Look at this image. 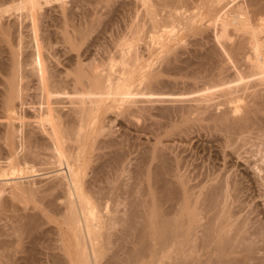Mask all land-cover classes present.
Instances as JSON below:
<instances>
[{
	"label": "bare ground",
	"instance_id": "bare-ground-1",
	"mask_svg": "<svg viewBox=\"0 0 264 264\" xmlns=\"http://www.w3.org/2000/svg\"><path fill=\"white\" fill-rule=\"evenodd\" d=\"M67 1L17 0L11 9L20 12L29 24L28 32H31L26 37L27 46H25L29 51L23 47L24 40L19 37L18 51L15 53L13 48H9L13 52L9 51V61L6 60L8 63L0 64V177H3L0 179L13 184L12 180L27 177L26 175L34 176L40 173L41 176L47 177L39 182L42 185L37 187L38 189L23 188L18 183L9 184L15 186L14 188L31 202L33 199L35 202L33 207L22 206L24 209L22 208L21 215L11 216L14 218V224L8 223L16 236L12 238L14 242L23 245L21 242L27 240V245L22 246L24 254L19 251L22 250L21 248L16 249V254H19L18 252L22 254L19 255L23 257L21 263L264 264V177H261L264 172L260 174L261 181L257 186L261 192H255L258 195L256 201V194L254 198L248 195L250 199L247 200L246 193L245 195L242 193L243 186L241 187V184L237 186L240 182L236 184L232 180L236 177L233 174L235 170L227 174L229 177L232 175L230 180L227 176V180H223L228 168H224L226 171L218 169L224 171L219 172L222 180L218 177L220 175L218 171H215L217 174L212 173L221 182L205 187L206 178L202 175L205 178L202 177L205 185L200 186L201 180L198 185L192 186L190 181L188 182L190 177L187 173L180 174L179 169L177 170L182 160H178L175 168L174 166L170 168L169 163L163 158L165 156H156L153 153L157 154V151H154L150 153L151 156L148 155L150 159L146 158L149 161L158 159V163H154L152 168L147 166L148 160H142L139 165L137 160L134 166L131 162L132 154L129 156V152L132 151H129L128 141L124 140L127 145L125 148L129 152L124 150L126 145L121 141L123 137L118 138L119 136L115 135L121 139L118 141L114 135L109 134L113 130H106L111 124L109 122L106 125L108 115L113 114L115 118L135 117V113L137 115L141 110L145 111L141 106L134 107L138 103L184 102L182 100L184 95L143 92L148 89L147 86H152L157 68L154 69L155 66L153 68L149 65L144 60L145 54L143 56L141 52L144 51L146 56L170 51L173 54L172 50L178 45L173 49L164 48L163 46L168 42L165 41L166 44L160 42L163 44L160 46L157 41L159 38L156 39L160 32H168L169 29H171L170 33L173 29L176 33H191L192 39L193 36L195 37L190 43L193 42L191 45L193 49L197 48L193 57L199 56L200 69L210 65L212 70L218 71L217 73L215 71L214 79L210 77L213 79L210 84L214 86L209 84L213 93L218 86H222L221 92L225 94L223 99L228 96V103L235 104L242 97L241 92L247 94L248 90L252 92L254 88L257 92L253 90L254 94L249 91L250 93L244 95L245 105L240 104L242 109L236 104L229 109V113L223 109L225 113H221L222 115L213 114L208 122L212 128L220 127L218 128L221 129L220 131L215 130L217 134L225 131L224 136L228 133L241 137L240 134H243L242 137L246 138L247 131L250 132L254 127L256 131L258 126L260 129L262 123L258 124L264 117L262 119L259 117V121L258 119L256 121V118L258 115L262 117L264 112L262 111L264 110V0H134V3L131 0L133 9L129 14L133 13V15H130L129 26L125 24L126 29L120 24L125 32V34L120 33L123 31L120 30L121 36L117 31H112L121 29L120 25L114 26L116 23L113 24L111 20L118 16L114 17L112 13V17L108 18L112 23L107 21V17L103 18L107 23H103L100 17L105 13L102 11L100 15L101 10L98 11L96 8L101 3L102 5L108 3L107 8L112 6L109 5V0H96L97 5L89 3L91 8L93 6L91 12L89 5L86 6L89 7V11L83 9L87 0ZM88 1L93 3L95 0ZM112 2L115 3V0ZM120 3L117 6L122 11L124 6ZM1 4L2 10L5 7L9 10V6H5L4 2ZM50 4L56 5L55 9H52L56 12L55 16L48 13L49 9L48 12L44 9ZM118 8L115 10V7L114 11H119ZM7 9L3 11L0 9V12L9 13L11 10L7 11ZM101 9L104 10L105 7ZM2 15L0 18L3 17ZM3 18L0 22V41L9 34L11 37L15 34L9 32L5 21H3L5 25L2 23ZM117 18L115 20L119 22ZM100 27L102 28L99 29ZM108 32L113 34L116 32L117 35H113L115 38H108L107 34L110 35ZM167 34L164 33L166 38L172 39V36L168 37ZM210 38L213 44L207 48L206 40ZM11 41L14 42L13 39ZM16 44H12L13 47ZM22 49L26 50L23 51L24 54ZM169 56L163 57L164 59L161 57L162 63L166 64L165 61H169ZM158 63L162 65L159 60ZM197 65L195 68L198 67ZM230 65L234 73L231 72ZM211 69L207 68L203 71H212ZM203 71L201 70L202 74ZM208 71L204 74L210 73ZM196 74L198 75V72ZM210 89L207 88L211 92ZM212 92L201 97L204 105L205 101L208 102L211 98ZM258 92L262 94L259 95ZM249 96L253 99L249 100ZM187 100L185 101L188 102ZM250 101L253 103L251 104ZM248 103L250 104L247 105ZM26 107L31 112H28ZM165 109L163 111L159 109L161 110L159 114L166 115L168 109L170 112L173 110ZM178 110L180 109H176L175 112L174 108L171 113L175 115ZM189 110L187 108L185 111ZM179 113L180 111L176 115ZM170 114L169 118H171ZM181 115L182 113L179 114ZM199 116L195 118L199 119ZM195 118L192 119L197 121ZM203 119L205 118H200V121ZM187 122L192 127L191 121ZM198 124L200 123L197 122L195 125L199 126ZM168 125L172 127V124ZM183 126L178 127L185 132ZM263 127L261 131L264 130ZM188 128L186 126V129ZM212 128L209 129L213 130ZM161 129L163 131V127ZM173 129L175 128L172 127ZM176 129L178 131V128ZM254 130L250 134L254 133ZM258 130L254 133L255 136L252 134L256 139L251 136V141L247 134L248 144L250 142L251 147L256 143H252L253 138L256 141L262 134V141L260 138L256 145L260 144L259 141L262 142L260 146L263 145L264 133ZM182 132L179 131L178 134ZM173 134L174 132L169 133V136ZM228 137L229 140L231 136ZM224 139V142H228ZM244 139L240 143L245 144L247 140ZM235 140L232 142L234 143ZM218 141L222 140L218 139ZM223 141L220 149L224 146ZM240 143L237 144L236 148L239 149L238 152L236 149L235 155L240 154L239 150L242 146ZM231 145L229 144L228 147L230 148ZM231 152L233 153V150ZM260 156L257 157L261 158L258 163L264 157ZM227 157H225L226 161ZM260 168L261 172L264 171V166ZM49 171L52 174L48 173ZM185 175L189 178L187 179ZM5 190L1 189L0 193H4ZM13 194L11 197L15 200ZM241 194L247 198L245 199L247 201ZM19 201L21 199L17 202L20 203ZM0 207L2 208L1 205ZM14 209L16 211V208ZM10 227L8 230L4 227L8 233H3L2 228L0 236L1 234L9 236ZM3 240L0 243V264L6 263L5 259L16 260L17 262H14L20 264L18 261L20 257L18 259L13 255L14 259L12 258L10 248H13V244L8 245L9 241L5 243L6 240ZM2 249L4 254L1 253ZM7 249L10 250L8 254H6ZM10 255L12 259L7 258Z\"/></svg>",
	"mask_w": 264,
	"mask_h": 264
},
{
	"label": "rangeland",
	"instance_id": "rangeland-1",
	"mask_svg": "<svg viewBox=\"0 0 264 264\" xmlns=\"http://www.w3.org/2000/svg\"><path fill=\"white\" fill-rule=\"evenodd\" d=\"M67 1V0H66ZM68 1H70V0H68ZM67 1V2H68ZM73 1V0H72ZM92 2H93V0H91ZM122 1V2H121ZM128 2V4H126L127 2ZM134 0H132V2H133ZM0 2L1 3H5V6H9V10L5 7V9H7V11H10L9 13L7 12V13H5V12H0V13H2V14H4V15H2V14H0V15H2L3 17V19L4 20H2V23H3V21H5L6 23H7V25H5V22L3 23L5 26H8L9 27V29L8 30H10L9 32L11 33H15L14 35H16V37L14 36H12L11 37V35L9 34V36L8 37H6L3 41H6V43L5 42H3L2 40V42L0 41V51L2 52H0L1 54H0V61L1 60H3V61H1L0 62V64L2 65V62L3 63H8V62H6V60L7 61H9V55H10V52L12 51H10V49H12L13 48V51L16 53V51H18V47H19V42H17L18 40H19V37L20 38H22V40H24V41H22L23 42V47L25 48V46H27L26 44H27V35H29L28 33L29 32H31V31H29L28 32V30H30L28 27H27V25H29L28 24V22H27V20L24 18V16L22 17L21 16V13L20 12H14V11H12V9H11V7L12 6H14L16 3H17V0H0ZM97 3V1L95 0L93 3H91V2H89L88 0H87V2L85 3L86 5H85V7L86 6H88L89 5V3H90V5H93L94 3ZM112 0H109V5H111L112 4V6H108V8H107V6L106 5H108V3H103V5H102V3H101V7L99 6H96V8H97V10L99 11V10H101V14L100 15H102V13L104 12L105 14H103L101 17H100V19H101V21L103 22V23H107L106 22V19H107V21H110L109 19L112 17L111 16V14L115 17V15H117L118 16V20H119V22L117 21V20H115V19H111L112 21H113V24H115L114 26H117L118 27V25H122V27L124 26V29H126L127 27L126 26H129L128 24H130V19H131V16L133 15V13L132 14H129L130 12H131V10L133 9L132 8V2H131V0H115V3L114 2H112ZM117 2V3H116ZM122 4H121V3ZM125 2V3H124ZM0 3V4H1ZM95 3V5H97ZM99 3V2H98ZM119 3H120V5H123V6H121V7H123L122 9V11L118 8V6L117 5H119ZM134 3V2H133ZM56 4V3H55ZM50 4L49 6L48 5H46L45 7H44V9L48 12V9H49V12L48 13H50V15H52V16H55L56 15V12H55V10H52L54 7H56V5L58 4ZM125 4H126V6L127 7H125ZM129 4H131V5H129ZM89 5V7H90V12H91V9H93V6H92V8H91V6ZM99 5V4H98ZM114 5V6H113ZM128 5H129V8H128ZM1 6H2V4H1ZM1 6H0V9H1V11H3V10H5V9H3L2 10V8H1ZM3 7V8H4ZM83 7V9L85 10V11H89V7ZM105 7V9L103 10V9H101V8H104ZM116 7V9L115 10H117V8H118V10L119 11H121V12H119V11H116V12H118L120 15H118L115 11H114V8ZM134 7V6H133ZM95 8V7H94ZM113 8V9H112ZM55 9V8H54ZM126 9V11H124ZM44 10V11H45ZM51 10V11H50ZM105 10H106V12H105ZM103 11V12H102ZM53 12V13H52ZM133 12V11H132ZM106 13H108V14H106ZM116 13V14H115ZM124 13V14H123ZM128 13V14H127ZM126 14V15H125ZM106 15V16H105ZM124 15V16H123ZM131 15V16H130ZM103 16H105V17H103ZM110 16V17H109ZM127 16V17H126ZM7 17V18H6ZM107 17V18H106ZM113 17V18H114ZM2 18H0V22H1V19ZM103 18H106V19H103ZM109 18V19H108ZM133 18V17H132ZM20 19V20H19ZM122 19V20H121ZM126 19H128V20H126ZM13 20V21H12ZM112 21H110L111 23H112ZM121 21V22H120ZM12 22V23H11ZM115 22V23H114ZM117 22H118V24H117ZM122 22H123V24H122ZM125 22V23H124ZM20 23V24H19ZM17 24V25H16ZM125 24H127L126 26H125ZM121 25H120V27H121ZM10 26H12V27H10ZM19 26V27H18ZM18 27V28H17ZM116 27V28H117ZM121 27V29L119 28V30H115V29H113L112 31H117L118 33V35L121 33V32H123L124 34H125V32H124V30H123V28ZM16 28V29H15ZM102 27H100L99 29H101ZM114 28V27H113ZM23 30V31H22ZM120 30H123V31H120ZM170 30L171 29H169L168 30V32H160L157 36H156V39H157V37L159 38L157 41H158V43H159V45L161 46V45H163L164 43L166 44V42L165 41H167L168 43H167V45H164L163 47L164 48H174L175 46H177V48H174L173 50H172V52H173V54L172 53H170V52H167V53H165V52H163V53H152V54H150V55H147L146 56V53H144V51L143 52H141L142 54H143V56H144V54H145V57L147 58H145L144 57V60L149 64V65H152L153 66V68H154V66H155V68L154 69H156L155 71L157 72L156 73V76H154V79L152 78V81H153V83H152V81H151V79L149 80V81H151V83H152V86H147V90H144L143 92H150V93H152V94H170V95H184V96H186V97H184L183 96V99L182 100H184V102H181V101H175V102H166V101H164V102H155V101H152V102H141V103H138V104H136V106H134V107H140L141 106V108H144L145 109V111H143L142 112V110L140 111V112H138L137 113V115H136V113H135V117H127V116H124V117H118V118H115L116 116L114 115V117H113V114H111V115H108L107 116V118H106V122H107V124L106 125H108V123L110 122L111 124H110V126H108L107 128H106V130H108V131H111V130H113V132L112 133H110L109 132V134H112V136L114 135V137H115V135L118 137V138H120V136L121 137H123V138H121V139H118L117 137H115V139L117 138V140L119 141V140H121V141H123L122 143H123V145L125 144V139H126V141H128L127 143H128V147L130 148V149H132V150H130L129 148H127V149H129V151H132V152H129L128 150H126V148L125 147H127V145L126 146H124V150H126V151H128L129 152V156L132 154V157H131V159H132V163L134 164V166H136V164H137V160H138V164L137 165H139L140 163H141V161L142 160H146V158H148V159H150V157L149 156H151L150 155V153L152 152H154V151H157V154H156V152L155 153H153V154H155L156 156L157 155H162V156H165V157H163V158H165V160L169 163V165H170V168H171V166L173 167L174 166V168L177 166V164H178V162L180 161V160H182V161H180L179 163L180 164H178V168H177V170L180 172V174H182V172H183V174H185V173H187V175L190 177H188L187 175H185V176H187V179L189 178V180H188V182L190 181V185H192V186H194V185H198V182H200L201 180H202V182H200V183H202L200 186H204L205 185V183H207V185H205V187L207 186H210V185H213L214 183H218V182H221V172H224V171H226V170H224V168H228L227 170L228 171H226V175H224L225 176V178H223V180L224 179H226L227 180V178L229 177L228 175L230 174V173H232V170H235V171H233V174H234V176H236L237 177V175H238V177H237V179H236V177H234V179L232 178V180L237 184V182L239 183L237 186H239L240 184H241V189L243 190V194L245 195V193H246V197L248 198V195H249V197H251V198H254L255 196H257V198H255V201H256V199L258 200V195L256 194V193H258V192H261V190H259V188L257 187V186H259L260 184H259V182L261 181V177H264V171H262L261 172V168H263V167H261L260 168V166H264L263 165V162H264V152H263V146H264V142H263V145H261L260 146V144L262 143V142H260L259 141V145L257 144L256 145V143H258L257 141L260 139L261 141H262V135L261 134H259V135H261V136H258L259 137V139L258 140H254V138L256 139V137H254L255 136V132H257V130L259 129L258 127V129L256 128V131L254 130L255 129V127L253 128V129H251L250 130V132L252 131V130H254V133L252 132V134L254 135V136H252V134H250V132L249 131H247L246 132V138H245V136L244 137H242L243 136V134H240V135H242L241 137H237L236 135L237 134H233V135H228V133H227V135L228 136H231V138L228 140V136L227 135H225L224 136V134H226L225 133V131H222L221 133L220 132H218V133H220L219 135L217 134V132L215 131V130H219L218 128H220V127H218L217 129H215V128H212L211 126L212 125H209V120H210V118L213 116V114H214V116H220V115H222L221 113H225V111L224 110H226V113H229L228 111H229V109H231V107H234L236 104H239V106H240V108L239 109H242V104H243V98L244 99H246L245 97H244V95H247L248 93H250L251 91L250 90H248V93L246 94L245 92H241V96L242 97H240V98H242V99H238V102L237 103H235V104H230V103H228V99H227V97L228 96H226V99L224 100L223 98H225L224 96H225V94L223 95L222 94V88L221 87H217L215 90H214V93L212 92L213 90H212V87L211 86H214V85H212V84H210V81H212L215 77H213V75L215 74L216 75V73L218 72L217 70H212L211 69V67H210V65H209V67H205V68H202V69H200V63L198 62V59L200 60V58H198L197 57V55H196V58H194L195 57V54H194V51H197V50H195V49H197L196 47L193 49V47L191 46L192 44H193V42H192V44L190 43L191 42V40L192 41H194V39H195V37L193 36V39H192V35H191V33H189L188 34V32L186 33V32H181L182 34H183V36H182V34L181 33H176L175 31H173V29H172V34L170 33ZM119 31H120V33H119ZM125 31H127V30H125ZM11 33V34H12ZM109 33V32H108ZM111 33H112V35H111ZM123 33H122V36H124L123 35ZM164 33H165V35L167 34L168 35V37H170V36H172L171 38L173 39H168V38H166L167 36H165L164 35ZM175 33L177 34V35H175ZM186 33V34H185ZM208 33L211 35V32H209L208 31ZM110 35H108L107 34V36H109L108 38H110V37H113V38H115V36L117 35L116 34V32H114V34H113V32H110L109 33ZM170 34V35H169ZM178 34H180V35H178ZM185 34V35H184ZM208 34V35H209ZM19 35V36H18ZM30 35H31V33H30ZM113 35H115V36H113ZM177 36V37H174V36ZM189 35L191 36V37H189ZM1 36V35H0ZM120 36H121V34H120ZM161 36V37H160ZM165 36V37H164ZM3 38V37H2ZM8 38V39H7ZM162 39V41H160L161 39ZM13 39L14 40V42H12L11 40ZM166 39H168V40H166ZM213 39V38H212ZM170 40H172V43H170L171 41ZM207 41V42H206ZM205 42L207 43V44H205V46L207 47V46H210L211 44H213V42H210L211 41V38L209 39V40H206ZM160 42H162V43H160ZM204 42V43H205ZM210 42V43H209ZM8 43V44H7ZM10 43H11V45H10ZM17 43V44H16ZM169 43H170V45H169ZM3 44V45H2ZM14 44H16V46L15 47H13V45ZM4 46H5V48H4ZM10 48V49H9ZM208 48V47H207ZM2 49V50H1ZM6 49V50H5ZM25 49H27V48H25ZM176 49V50H175ZM5 50V51H4ZM28 51H29V49H27ZM191 50V51H190ZM3 51H4V53H3ZM6 51H7V54H8V56H7V54H6ZM10 51V52H9ZM12 51V52H13ZM24 51V49H22V52ZM27 51V52H28ZM142 51V50H141ZM193 51V52H192ZM9 52V53H8ZM21 52V51H20ZM24 52H26V50L24 51ZM24 52H23V54H24ZM194 55H193V54ZM169 54L171 55V56H169ZM164 55V56H163ZM21 56V55H20ZM165 56H169V61H165V63L166 64H164V63H162L163 62V60H161V57H162V59H164L165 58ZM194 56V57H193ZM164 57V58H163ZM166 57V59L168 60V58ZM3 58H5V60L3 59ZM23 57H21V59H22ZM157 59V60H156ZM158 60H159V62L162 64V65H160L159 63H158ZM194 62H195V64H194ZM199 63V66L197 65ZM196 65L199 67H197V68H195L196 67ZM1 67V66H0ZM208 68V70H212V71H208V72H210V73H206L207 75H205L204 73L205 72H207L206 70L205 71H203L204 69H207ZM198 69H200V70H198ZM197 70V71H196ZM201 70L203 71V74H202V72H201ZM230 70H231V72H233L234 73V70L231 68V65H230ZM230 70H229V74H230ZM233 70V71H232ZM192 71H194V72H192ZM215 71H216V73H215ZM198 72V75L196 74ZM201 72V74H199ZM211 72H214V73H211ZM191 73H192V75H191ZM227 73V72H226ZM232 73V74H233ZM196 74V75H195ZM214 75V76H215ZM226 75H228V74H226ZM225 75V76H226ZM208 78H207V77ZM212 76V78L213 79H210V77ZM209 81H208V80ZM206 80H207V82H206ZM208 84V85H207ZM211 86H210V85ZM209 87H211V89L209 88ZM261 88H263L262 86H260ZM207 88L208 89H210L211 90V92H212V96H211V98L212 97H214L213 99H209L208 100V102H207V100L205 101V105H204V100H202V98L203 97H205L207 94H209V93H211L209 90H207ZM220 89V90H219ZM258 89H260L259 87H258ZM258 89H256V90H258ZM205 92H204V91ZM219 90V91H218ZM252 90V89H251ZM254 90V92H255V88L253 89ZM253 90H252V92L251 93H253ZM203 91V92H202ZM218 93H217V92ZM250 91V92H249ZM259 91V90H258ZM260 91H262L261 89H260ZM259 91V92H260ZM264 91V90H263ZM219 92L221 93V95H219ZM247 92V91H246ZM258 92V93H259ZM215 93H217V94H215ZM255 93H257V92H255ZM203 94H204V96H203ZM237 94H238V92H237ZM254 94V93H253ZM262 94V92L261 93H259V95H261ZM200 95V96H199ZM223 95V96H222ZM233 95H235V96H239V95H236V94H233ZM256 95V94H255ZM264 95V94H263ZM203 96V97H202ZM194 97H196V98H194ZM202 97V98H201ZM247 97V96H246ZM182 98V97H181ZM181 98H176V99H178V100H181ZM188 99L187 101L188 102H186L185 100L186 99ZM199 99V101H193L194 99ZM201 98V99H200ZM249 98V100L252 98L251 96H249L248 97ZM247 98V99H248ZM175 98H174V100H176ZM189 99H191V100H189ZM193 99V100H192ZM253 99V98H252ZM251 99V100H252ZM168 100V99H167ZM190 101H191V103H190ZM218 101V102H217ZM224 102H226V103H224ZM245 102V101H244ZM246 102H249V101H247L246 100ZM203 103V104H202ZM250 103H251V101H250ZM250 103H248L247 105H249ZM253 103V102H252ZM251 103V104H252ZM142 104V105H141ZM201 104V105H200ZM219 104V105H218ZM225 104V105H224ZM227 104V105H226ZM241 104V105H240ZM193 105H195L194 106V108H193ZM198 107H197V106ZM200 105V106H199ZM203 105V106H202ZM215 105H217V106H215ZM228 105H230V107L228 106ZM243 105H245V104H243ZM191 106V107H190ZM166 108L165 110L167 111V108H170V110L171 109H173V110H171V112L172 111H174V108H175V112H176V109H180V110H178V112L180 111V113L179 114H181L182 113V115L181 116H179V114L178 115H176L177 113H175V115L174 114H172L170 111H169V109H168V111L173 115H171L170 113H168V111L166 112L167 114L164 116L163 114H159V113H161V110L163 111L164 110V108ZM179 107V108H178ZM181 107V108H180ZM197 107V108H196ZM187 108H189L190 110L187 112V111H185V110H187ZM200 108V110H198ZM217 108V109H216ZM25 109V108H24ZM143 109V110H144ZM159 109H161L160 111H159ZM192 109V110H191ZM224 109V110H223ZM26 110L28 111V112H31V110L28 108V107H26ZM25 110V111H26ZM26 111V112H27ZM183 111H185L186 113H187V115H186V113L183 115ZM194 113H193V112ZM195 111H197L196 113H195ZM201 111V112H200ZM220 112V114H219V112ZM242 110H240V112H241ZM262 111H264V110H262ZM27 112V113H28ZM164 112V113H165ZM163 113V112H162ZM174 113V112H173ZM193 113V114H192ZM216 113L218 114V115H216ZM263 113L264 112H262V117L260 116V115H258V117L256 118V121H257V119L259 118V119H262L264 116H263ZM140 114V115H139ZM169 114H170V116H171V118H169ZM192 114V115H191ZM161 117H160V116ZM189 115V116H188ZM200 115V116H199ZM201 115H202V117H201ZM210 115V116H209ZM229 115H231V114H229ZM137 116V117H136ZM166 116H168V117H166ZM183 116V117H182ZM188 116V117H187ZM199 116V119H197V118H195V117H198ZM207 116V117H206ZM209 116V117H208ZM181 119H180V118ZM132 118V119H131ZM166 118H167V120H166ZM192 118H195V119H197V121L195 120L194 121V119H192ZM200 118L202 119V118H205V119H203V120H201L200 121ZM207 118H209L208 120H207ZM126 119V120H125ZM182 119H184L183 120V122H182ZM192 119V120H191ZM213 119H215V118H213ZM213 119H212V121H213ZM259 119H258V121H259ZM109 120V121H108ZM111 120V121H110ZM178 120L180 121V122H178ZM191 121V126L192 127H190L189 126V122H187V121ZM170 121V122H169ZM209 121V122H208ZM211 121V122H212ZM154 122V123H153ZM172 122V123H171ZM177 123V125H175V123ZM187 122V124H185ZM194 122V123H193ZM197 122L198 123H200V124H198L199 126H196L197 125ZM260 122V123H259ZM259 122H257V123H259L258 125H261V123H262V125L264 126V118L262 119V122L261 121H259ZM214 123V122H213ZM212 123V124H213ZM129 124V125H128ZM168 124H172V127L173 128H175V129H173L172 130V127L171 126H169ZM179 124V125H178ZM183 124L184 125H186L187 126V128L189 129V131H188V129H186V126L184 127L183 126ZM194 124V125H193ZM196 124V125H195ZM211 124V123H210ZM215 124V123H214ZM213 124V126H215ZM255 124H256V122H255ZM161 125V126H160ZM168 125V126H167ZM200 125H202V126H200ZM260 126L261 128L263 127V126ZM167 128H166V127ZM178 126H180L181 128H182V126H183V128H185L184 129V131L185 132H182L181 130L182 129H180L179 130V128L180 127H178ZM196 126V127H195ZM206 126V128H204ZM208 126H210L209 128H212L213 130H211V129H209V128H207ZM111 127V128H110ZM163 127V131H162V128ZM169 127V128H168ZM203 127V128H202ZM154 128V129H153ZM176 128H178V131H177V129ZM191 128V129H190ZM260 128V129H261ZM110 129V130H109ZM144 129V130H143ZM164 129H165V131H164ZM258 130V132L259 131H261V130ZM263 129H264V127H263ZM211 130V131H210ZM221 130V129H220ZM219 130V131H220ZM145 131V132H144ZM158 131V132H157ZM171 131H172V133L174 132V134L173 135H170L169 136V133L170 134H172L171 133ZM177 133H176V132ZM179 131L180 132H182V133H180V134H178L179 133ZM195 131V132H194ZM206 131V132H205ZM264 130H262L260 133H264L263 132ZM115 132V133H114ZM163 132V133H162ZM168 132V133H167ZM197 132V133H196ZM224 132V133H223ZM114 133V134H113ZM156 133V134H155ZM158 133H159V135H158ZM184 133H186V134H184ZM189 133V134H188ZM216 134V135H215ZM245 134V133H244ZM247 134H248V138L250 139V141L252 140L251 138L252 137H254L253 138V142L252 143H255V144H253V146L251 147V145H249L250 144V142H249V144H248V138H247ZM250 134V135H249ZM167 135V136H166ZM213 135V136H212ZM240 135H238V136H240ZM256 135H257V133H256ZM166 136V137H165ZM223 136L224 138V140L226 141V140H228V142L226 141V142H224L223 141V139L221 138V137ZM236 136V140L234 139V137ZM252 136V137H251ZM113 137V138H114ZM133 137V138H132ZM220 137V138H219ZM251 137V138H250ZM180 138V139H179ZM238 138V139H237ZM239 138H240V141H238L239 140ZM247 140H245V139ZM218 139L219 140H222L223 142H224V146H221L222 148L220 149L219 147H220V145H221V143H222V141L220 142V141H218ZM242 139H244L243 140V142H245V144L244 143H240L241 141H242ZM263 139H264V136H263ZM134 140V141H133ZM233 140H235L234 141V143L232 142ZM216 141V142H215ZM161 142V143H160ZM219 142V143H218ZM242 144V146L243 145H245V146H243V147H245V148H243L241 145H239V146H241L240 147V154L239 153H237L236 155H235V152H236V147H237V144ZM225 143H226V145H225ZM231 143H232V145L234 146H232L231 145ZM219 144V145H218ZM229 144L231 145L230 146V148H231V150H233V153L231 152V150H229L230 148L228 147L229 146ZM130 145V146H129ZM159 145V146H158ZM222 145H223V143H222ZM246 145H248V146H246ZM254 145H256V146H254ZM158 146V147H157ZM132 147V148H131ZM134 147V148H133ZM151 147H153V148H155L154 150H153V148H151ZM223 147H224V149H223ZM233 147V148H232ZM261 147H263V148H261ZM158 148V149H157ZM162 148H164L163 150H162ZM171 148V149H170ZM227 148H228V150H227ZM243 148V149H242ZM247 148V149H246ZM161 149V150H160ZM223 149V150H222ZM239 149V148H238ZM238 149H237V152H238ZM242 149V150H241ZM261 149V150H260ZM263 149V150H262ZM149 150V151H148ZM252 150V151H251ZM158 151H159V153H158ZM165 151V152H164ZM261 151H262V153H261ZM226 152H227V154H226ZM229 152V153H228ZM230 152H231V155L229 156V154H230ZM260 152V153H259ZM146 153V154H145ZM163 153V154H162ZM175 153V154H174ZM257 153V154H256ZM144 154V155H143ZM167 154V155H166ZM226 154V155H225ZM149 155V156H148ZM240 155V156H239ZM254 155V156H253ZM257 155V156H256ZM260 155H262V156H260ZM144 156V157H143ZM228 156V157H227ZM259 156L260 157H263L262 159V161H260V163H258L259 162V160L261 159H258L259 158ZM225 157H227V161H226V158ZM239 157V158H238ZM245 159H244V158ZM258 157V158H257ZM145 158V159H144ZM175 158H176V160L177 161H175ZM191 158V159H190ZM225 158V159H224ZM230 158V159H229ZM136 159V160H135ZM147 159V160H148ZM152 159V158H151ZM256 159V160H255ZM146 160V161H147ZM179 160V161H178ZM229 160V161H228ZM173 163H172V162ZM246 161H249V162H246ZM253 161V162H252ZM158 163V159L157 160H148V162H147V166H151V168H152V166L153 165H155V164H157ZM177 162V163H176ZM228 162V163H227ZM155 163V164H154ZM247 163H249V164H247ZM259 165H258V164ZM151 164V165H150ZM220 164H222L221 166H220ZM226 164V165H225ZM255 164V165H254ZM218 165V166H217ZM224 165V166H223ZM255 167V168H253V166ZM256 165L259 167H256ZM133 166V165H132ZM133 166V167H134ZM204 166V167H203ZM218 167V168H217ZM233 167V168H232ZM185 168H186V170H185ZM188 168V169H187ZM221 168V169H220ZM223 168V169H222ZM230 168V169H229ZM205 169V170H204ZM218 169H220V170H224V171H218ZM260 169V170H259ZM257 172H256V171ZM215 171H218L217 173L218 174H220L218 177L221 179H218V177L217 176H214L212 173L214 172V174L216 173ZM254 171V172H253ZM258 171H260V172H258ZM220 172V173H219ZM230 172V173H229ZM48 173H51V171H49ZM216 173V174H217ZM229 173V174H228ZM256 175H255V174ZM263 173V174H262ZM40 174V173H39ZM39 174L38 175H34V176H32V175H26L27 177H24V178H20V179H15V180H12L13 181V184H12V182H4V181H2L1 179L3 178V177H0L1 179H0V190L1 189H3V190H5V191H3L4 193H0L1 195H0V205L2 206V208L0 209V218H2V219H0V233H2V228H3V233H5V232H7V231H5V228H6V230H8V228L11 226V225H13L14 224V218H12V217H16V216H19V215H21L22 214V208L23 207H25L24 205H27V207H33L34 205H35V202L32 200V202H31V200H29L28 198H26L25 196H23V194H21V193H19L18 192V190L17 189H15L13 186H11V185H9V184H12V185H15V184H17L18 183V185L20 186H22L23 188L25 187H30V188H36V189H38L39 187H40V185H42V183L40 184L39 182H41V181H43V179H46L47 177H45L44 175L43 176H41V174H40V176H39ZM52 174V173H51ZM51 174H48V176L50 175L51 176ZM223 174V173H222ZM228 174V175H227ZM257 174H259V175H257ZM260 174H262V176L260 175ZM199 175V176H198ZM202 175H204V177L206 178H204ZM211 176V178L210 179H212V180H210L209 179V177ZM47 176V175H46ZM193 176V177H192ZM212 176H214L213 178H214V180H213V178H212ZM226 176H227V178H226ZM232 176V175H231ZM231 176L228 178L229 180L231 179ZM255 176H258V177H255ZM261 176V177H260ZM44 177V178H43ZM201 177V178H200ZM206 180V181H204L203 182V178ZM259 177H260V180H259ZM191 178H193V179H191ZM256 178H258V179H256ZM217 179L219 180V181H217ZM212 182L213 181V183H211L210 181ZM217 182H216V181ZM228 180V181H229ZM254 181H257V183L256 182H254ZM15 182V183H14ZM197 182V183H196ZM20 183V184H19ZM210 183V184H209ZM3 184H7V185H3ZM204 184V185H203ZM209 184V185H208ZM1 185H3L2 187H1ZM17 185V186H18ZM253 185V186H252ZM10 186L12 187L11 189H10ZM17 186H16V188H17ZM38 187V188H37ZM239 188V187H238ZM246 188V189H245ZM241 189H239V190H241ZM245 189V190H244ZM11 190V191H10ZM12 190H14L15 191V193H16V195H15V193L13 194V192H12ZM198 189H196V191H197ZM255 190V191H254ZM250 192V194H249V192ZM2 192V191H1ZM10 192V193H9ZM240 192V193H241ZM256 192V193H255ZM248 193V194H247ZM11 194V195H10ZM12 194H13V197H16V199L15 200H13V198L11 197L12 196ZM243 194H241V196L244 198V196H243ZM256 194V195H255ZM15 195V196H14ZM18 195V196H17ZM252 195V196H251ZM255 195V196H254ZM11 197V198H10ZM244 198V200L245 199H247V198ZM242 198V199H243ZM21 199V201H19L20 203H18L17 201L18 200H20ZM241 199V200H242ZM250 198H248L247 200H249ZM29 200V201H28ZM247 200H245V201H247ZM27 201V202H26ZM260 201V200H259ZM259 201H257V202H259ZM256 202V203H257ZM5 205V206H4ZM23 206V207H22ZM7 208H8V210H10V211H8L7 210ZM13 210H12V209ZM14 208H16V211H18V213L15 211V209ZM21 208V210H19ZM5 210V212H6V214H5V212H4V210ZM24 209V208H23ZM12 210V211H11ZM2 211V212H1ZM8 211V212H7ZM3 213V214H2ZM9 213V214H8ZM20 213V214H19ZM5 214V215H4ZM1 215H3V216H1ZM12 216V217H11ZM13 220H12V219ZM8 221H10V222H8ZM13 221V222H12ZM9 223V224H11V225H7V224ZM3 225H6V226H4L3 227ZM52 226H54V224H51ZM9 226V227H8ZM14 227V226H13ZM12 227H10V230H11V232L9 231V233H10V235L9 234H7V235H9V236H6V235H4V236H6V237H4L2 234H1V236L3 237H1L0 236V243H2L1 241L3 240V239H5L6 241H5V243H7L8 241H9V243H7L8 245L9 244H13L12 245V247L13 248H10L9 246H8V249L10 248V250H12V258L14 259V256H15V258H16V256H17V258L19 259V255H21L22 256V254H24V252H23V248H22V246H26L27 244V240H24L25 242H21V244H23V245H20V242H14V240L12 239V238H15L16 236L14 235V233H13V229H11ZM8 233V232H7ZM2 238V239H1ZM4 241V240H3ZM17 245V246H16ZM21 246V247H20ZM22 249V250H19V249ZM8 249L6 250L7 252H6V254H8V253H10L9 251H8ZM14 249V250H13ZM16 249L17 250H19V251H22L23 253L21 254L20 252H18L19 254H16L17 252H16ZM13 251H14V253H13ZM2 254H4V249H2V252H1ZM5 254V255H6ZM14 255V256H13ZM7 256H9V255H7ZM6 256V257H7ZM23 256H25V255H23ZM7 258H11V255H10V257H7ZM11 258V259H12ZM23 258V257H22ZM21 257H20V260H18L19 262H20V264H24V263H21V262H23L21 259H22ZM5 260H7L6 261V263H4V264H14L15 262H17L16 260H10L9 259V261H8V259H5ZM10 261H11V263H10ZM41 263V262H40ZM15 264H19V263H15ZM25 264H27V263H25ZM32 264H35V262H33ZM43 264V263H42ZM45 264V263H44Z\"/></svg>",
	"mask_w": 264,
	"mask_h": 264
}]
</instances>
